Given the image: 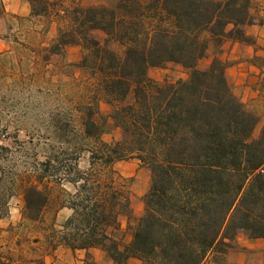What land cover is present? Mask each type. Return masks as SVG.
Returning a JSON list of instances; mask_svg holds the SVG:
<instances>
[{"label":"trees","instance_id":"1","mask_svg":"<svg viewBox=\"0 0 264 264\" xmlns=\"http://www.w3.org/2000/svg\"><path fill=\"white\" fill-rule=\"evenodd\" d=\"M27 1L31 17L53 10L65 15L68 23L49 51L63 55L68 47L82 49L76 66L96 80L97 111L90 109L83 120L92 145L89 167L80 169L77 156L64 172L51 174L52 161L44 162L36 182L21 190L24 219L43 221L54 201L45 180L54 179L57 186L72 184L75 192L61 190L57 210L71 214L61 229L51 224L48 239L84 251L90 264H96L92 250L111 264H207L209 259L224 264L240 234L264 239V125L254 137L260 118L235 93L226 62L215 58L206 69L198 68L211 42L254 43L244 27L264 21L253 16L252 0H150L147 5L118 0L115 8L65 9L59 8L64 0ZM95 30L106 34L103 44ZM169 63L188 77L165 85L151 80L150 69ZM132 92L133 103L126 104ZM100 102L110 106L107 117L100 115ZM108 119L121 131L114 143L102 140ZM129 159L151 172L139 217L127 180L114 169ZM3 176L0 165V221L9 215L14 195L13 183L3 185ZM120 216L128 218L131 232L125 245L114 236L121 230ZM0 264L26 263L0 252Z\"/></svg>","mask_w":264,"mask_h":264},{"label":"rangeland","instance_id":"2","mask_svg":"<svg viewBox=\"0 0 264 264\" xmlns=\"http://www.w3.org/2000/svg\"><path fill=\"white\" fill-rule=\"evenodd\" d=\"M117 1L64 0L59 8H115ZM140 1L144 5L150 2ZM27 2L3 0L4 9L0 11V165L5 170L2 184L13 183L14 192L10 198L9 215L0 221V252L5 258L11 257L26 264H90L84 252L73 254L63 246H54L48 239L51 224L59 230L71 214L67 209L57 208L62 203L61 190L75 192L72 184L63 182L62 186H57L54 179L45 180L53 188L51 209L39 223L30 222L22 215L24 203L21 190L25 183L36 182V175L44 162L52 161L51 174L64 172L67 166L74 164L77 156L80 169L89 167L92 145L84 136L83 120L90 109L97 111V106H94L96 80L88 71L76 66L82 57V49L68 47L63 55H54L49 51L59 28L68 23L65 15L53 10L46 17H31ZM251 7L253 16L264 21V0H252ZM92 34L101 44L107 37L100 30ZM221 47L211 42L198 68L206 69L215 58L220 59ZM253 62L259 67L264 66V62L256 60V57ZM262 75L261 88L264 91V69ZM149 77L158 85H165L186 79L188 72L179 65L169 63L150 69ZM133 101L132 92L126 104ZM245 104L260 118L254 132L257 138L264 125V98ZM98 109L105 117L111 111L104 102H100ZM95 118L102 121L99 115ZM105 130L102 135L104 142L114 143L121 139V131L113 126L110 119ZM79 148L82 150H77ZM114 169L127 180L134 215L141 216L144 210L142 198L151 185L150 170L135 159L118 162ZM119 221L121 230L114 236L125 245L131 240L129 221L126 216H120ZM91 252L96 264H111L100 250ZM208 263H211L210 259ZM131 264L139 262L132 260ZM224 264H264V239L250 240L246 234H240L233 249L225 256Z\"/></svg>","mask_w":264,"mask_h":264},{"label":"crops","instance_id":"3","mask_svg":"<svg viewBox=\"0 0 264 264\" xmlns=\"http://www.w3.org/2000/svg\"><path fill=\"white\" fill-rule=\"evenodd\" d=\"M245 31L254 43L247 44L230 39L222 45L220 59L228 64L226 75L236 94L242 97L244 103H252L264 98V91L261 88L263 69L253 62L256 56L264 57V25H246ZM64 249L75 254L69 248ZM83 252L76 251V254Z\"/></svg>","mask_w":264,"mask_h":264}]
</instances>
